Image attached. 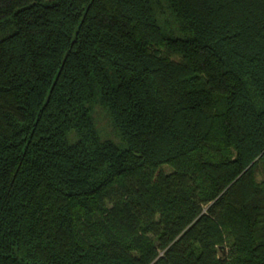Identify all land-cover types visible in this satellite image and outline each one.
I'll use <instances>...</instances> for the list:
<instances>
[{"label":"trees","instance_id":"trees-1","mask_svg":"<svg viewBox=\"0 0 264 264\" xmlns=\"http://www.w3.org/2000/svg\"><path fill=\"white\" fill-rule=\"evenodd\" d=\"M155 1L0 0V264H264V0Z\"/></svg>","mask_w":264,"mask_h":264},{"label":"rangeland","instance_id":"rangeland-1","mask_svg":"<svg viewBox=\"0 0 264 264\" xmlns=\"http://www.w3.org/2000/svg\"><path fill=\"white\" fill-rule=\"evenodd\" d=\"M154 12L160 27L165 33L171 36H186L189 34L188 30L185 29L186 25H188L187 22H182L175 17L166 0H156L154 2ZM91 118L95 132L101 139H110L116 143L121 142L119 130L113 124L108 110L104 108L99 101H95L92 104ZM73 135L74 134L69 135L70 139L73 138ZM262 174V165L260 164L257 171L258 178H261ZM222 246H224V252L220 250L222 254L226 255L228 247L225 245Z\"/></svg>","mask_w":264,"mask_h":264},{"label":"water","instance_id":"water-1","mask_svg":"<svg viewBox=\"0 0 264 264\" xmlns=\"http://www.w3.org/2000/svg\"><path fill=\"white\" fill-rule=\"evenodd\" d=\"M220 248H221V250H223V252H224V246H220Z\"/></svg>","mask_w":264,"mask_h":264}]
</instances>
